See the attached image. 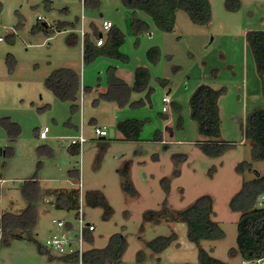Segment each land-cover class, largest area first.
Segmentation results:
<instances>
[{
	"label": "rangeland",
	"instance_id": "obj_1",
	"mask_svg": "<svg viewBox=\"0 0 264 264\" xmlns=\"http://www.w3.org/2000/svg\"><path fill=\"white\" fill-rule=\"evenodd\" d=\"M208 2L209 22L195 24L179 9L174 30L163 32L147 13L126 8L122 0H1L0 218L27 208L21 193L25 181L36 178L39 198L32 239L3 244L0 238V264H78L45 248L52 219H75L76 210L56 209L54 197L44 195L76 187L78 176L70 178L69 171L80 172L85 222L95 228L85 249L104 248L112 235L121 234L127 248L119 264H199L200 248L226 264H241L236 244L240 212L232 211L229 202L243 182L256 173L264 175V161L251 160V145L243 133L247 115L264 110V77L257 74L245 41L246 32L264 31V0ZM81 18L90 41L96 40V29L105 36L102 20L112 21L124 35L120 50L129 61L99 56L84 63ZM135 18L148 26L139 35L132 30ZM64 23L77 24V33L71 28L58 31ZM37 25H46L49 32L36 31ZM69 35L76 37L71 43ZM152 47L160 50L155 64L146 55ZM115 65L122 67L120 76L131 88L136 68L146 67L150 73L147 88L132 91L124 107L99 99L107 88V71ZM63 67L75 69L86 90L76 103L80 109L57 100L44 86L50 73ZM198 84L220 92L219 139L233 146L219 157L206 156L196 146L199 136L188 99ZM163 97L171 101L166 112ZM81 118L87 142L80 157L67 145L77 136ZM92 118L97 123H91ZM5 119L18 127L15 138H10ZM124 119L144 121L138 141L121 140L115 122ZM44 127L48 133L42 140L38 131ZM94 127H105V139L94 134ZM157 135L160 140H155ZM242 162L250 163V170L238 172ZM126 168L133 197L123 190ZM92 191L104 196L109 215L103 206L85 204V194ZM203 196L210 199L212 219L223 231L219 239L195 244L188 241L184 223L164 217L159 224L143 220L146 211L166 208L163 213L169 217ZM173 233L177 239L163 252L147 248V242Z\"/></svg>",
	"mask_w": 264,
	"mask_h": 264
},
{
	"label": "trees",
	"instance_id": "obj_2",
	"mask_svg": "<svg viewBox=\"0 0 264 264\" xmlns=\"http://www.w3.org/2000/svg\"><path fill=\"white\" fill-rule=\"evenodd\" d=\"M126 8L132 11H143L147 13L156 26L163 32L174 30L175 13L181 9L187 13L190 20L195 24H206L211 18V10L208 0H122ZM2 3L0 0V11ZM74 29L72 23L60 24L58 31ZM148 28L147 24L137 18L132 22L134 35H139ZM36 31L47 32L48 27L37 25ZM72 35V34H71ZM69 35L67 40L72 42L75 35ZM96 35V38L99 37ZM245 41L250 48L256 72L260 77H264V31H248L245 34ZM124 43V35L116 27H112L106 35L105 44L97 47L88 37L82 41V60L90 63L99 56L126 63L128 56L121 52ZM151 64L158 62L160 50L152 47L146 52ZM150 79L149 70L146 67H138L133 72V86L127 85L125 81L116 76V69L110 67L107 71V91L99 94V99L107 102H115L119 107L128 104L129 95L132 91L142 92L147 88ZM158 82L165 86L167 81L158 79ZM45 88L50 91L54 98L61 102H69L73 110L79 109L77 101L81 93L80 76L72 69L60 68L52 71L45 79ZM84 89V88H83ZM84 91H86L84 89ZM220 92L212 87L200 84L191 93L188 99L190 118L195 122L199 140L196 146L209 157H219L223 155L231 146L227 142L220 141V116L218 109V98ZM7 119L4 126L8 130L10 138H15L18 134V127ZM144 126V121L138 119H125L116 122V129L123 136L124 140L138 141ZM245 139L251 145V160L264 161V110L256 109L247 115L243 129ZM160 140V137H155ZM43 150V148H41ZM78 153L77 148H67ZM75 149V150H72ZM1 152V149H0ZM238 172L243 173L250 170L251 164L242 162L237 167ZM70 178L78 174L74 171L68 172ZM123 190L130 196H135L136 192L129 179L128 169L122 171ZM21 193L27 201V208L19 215L4 214L0 218V238L3 244H8L10 239H32L31 233L36 225L35 201L39 198L38 181L32 178L23 183ZM264 193V175L256 173L255 178L242 183L240 190L230 199L229 206L232 211L240 212L237 221V251L243 259H254L264 256V208H256L257 197ZM44 195L54 197V208L66 211H75L78 201V191L76 188L62 190L60 192L45 191ZM85 204L90 207L103 206L105 214L109 215L111 209L107 206L104 196L98 191L87 192L84 197ZM162 211L149 210L143 215V220L159 224L163 217L171 222H181L187 226V239L191 243L198 244L202 240H215L223 236V231L218 223L212 219V208L210 199L206 196L198 198L189 207L175 211L165 217ZM86 239L91 242V235ZM177 236L173 233L170 236H159L146 243L148 249L154 253H161L166 250ZM127 248V242L123 235L114 234L104 248L87 249L83 254V264H119ZM235 251L231 250V254ZM69 260H74L67 257ZM199 264H226L214 258L204 249L198 250Z\"/></svg>",
	"mask_w": 264,
	"mask_h": 264
},
{
	"label": "built area",
	"instance_id": "obj_3",
	"mask_svg": "<svg viewBox=\"0 0 264 264\" xmlns=\"http://www.w3.org/2000/svg\"><path fill=\"white\" fill-rule=\"evenodd\" d=\"M81 18V27L79 30V34L83 41L85 37V32L83 29ZM114 27V24L110 20H102L101 28L102 31L107 34L109 30ZM0 41L2 38L0 37ZM106 38L105 36H99L95 40V45L97 47H101L105 44ZM117 76V72H116ZM80 101H82V90L80 93ZM162 111H167V106L171 103L168 97L162 98ZM48 133V128L44 127L43 129L38 131L39 139H46V135ZM94 134L98 137H105L107 135L105 128L94 127ZM87 142V138L84 133L83 122L81 118L80 126L77 129V136L70 140L67 145V148H77L78 155L81 157L82 147ZM78 191L77 196V207L74 222L66 221V220H56L52 219L51 223L53 225V231H50V234L46 240V249H51L60 255H65L69 258L75 259L78 264H83V254L87 250L85 249V244L90 243L87 241L86 236L91 235V233L95 230L94 226L90 223L85 222V214L83 210V192H82V184L80 178V172L78 171V183L76 186ZM256 208L263 209L264 208V193L260 194L257 197ZM241 264H264V256L254 259H243Z\"/></svg>",
	"mask_w": 264,
	"mask_h": 264
},
{
	"label": "crops",
	"instance_id": "obj_4",
	"mask_svg": "<svg viewBox=\"0 0 264 264\" xmlns=\"http://www.w3.org/2000/svg\"><path fill=\"white\" fill-rule=\"evenodd\" d=\"M105 20H109V19H105ZM114 27H115V25H114ZM67 28H69V27H67ZM72 30H76V33H77V24L75 25V28L74 29H72ZM80 30V29H79ZM101 30H102V28H101ZM47 32H49V30L47 29ZM95 34L97 35V34H101V32L98 30V29H96V32H95ZM98 35V36H99ZM102 35V34H101ZM106 35L107 34H105V38H106ZM85 36L87 37V34L85 33ZM76 38V37H75ZM73 42V41H72ZM92 43H95V41H91ZM81 52L83 53V49H82V46H81ZM111 67H114L115 69H116V72H117V77H119L120 79H122L123 81H125L126 82V78H123V76H120V71L122 70V67H119V66H111ZM64 68V67H63ZM68 69H72V70H74L75 72H76V70L75 69H73V68H68ZM76 73H78V72H76ZM127 83V82H126ZM128 85V84H127ZM198 85H200V84H198ZM129 86V85H128ZM130 87V86H129ZM107 88H108V85H107ZM107 88H106V90L104 91V92H101V93H99V94H104V93H106V91H107ZM85 89V88H84ZM81 90H83V88H82V86H81ZM98 91V90H97ZM79 99H80V96H79ZM80 101V100H79ZM176 106V105H175ZM80 109V108H79ZM125 120V119H124ZM91 123H93V124H95V123H97V120L95 119V118H92L91 120ZM118 121H122V120H117L116 122H118ZM116 122H115V125H116ZM93 126H96V125H93ZM103 128H105V127H103ZM78 128H76V130H77ZM122 136V135H121ZM101 139H105L104 137H101ZM121 140H123V136L121 137ZM68 150H70V149H68ZM72 150H75V149H72ZM78 151V150H77ZM78 176V175H77ZM74 188H76V187H74Z\"/></svg>",
	"mask_w": 264,
	"mask_h": 264
},
{
	"label": "water",
	"instance_id": "obj_5",
	"mask_svg": "<svg viewBox=\"0 0 264 264\" xmlns=\"http://www.w3.org/2000/svg\"><path fill=\"white\" fill-rule=\"evenodd\" d=\"M99 36H101V34Z\"/></svg>",
	"mask_w": 264,
	"mask_h": 264
}]
</instances>
